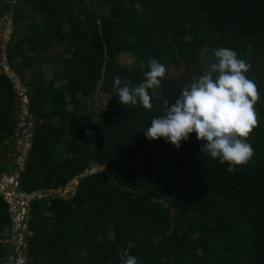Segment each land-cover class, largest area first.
<instances>
[{"label": "trees", "instance_id": "obj_1", "mask_svg": "<svg viewBox=\"0 0 264 264\" xmlns=\"http://www.w3.org/2000/svg\"><path fill=\"white\" fill-rule=\"evenodd\" d=\"M21 5L39 21L14 37ZM7 13L0 64L26 86L33 123L19 189L78 179L68 198L28 202L25 264H264V0H0V21ZM56 43L67 56L47 60L64 82L35 71L24 83L23 45L43 55ZM121 53L137 67L116 65ZM170 66L182 71L168 76ZM96 92L108 96L101 125L85 108ZM16 98L0 73L7 151ZM91 164L102 171L83 175ZM11 223L0 196V264L16 256Z\"/></svg>", "mask_w": 264, "mask_h": 264}, {"label": "rangeland", "instance_id": "obj_2", "mask_svg": "<svg viewBox=\"0 0 264 264\" xmlns=\"http://www.w3.org/2000/svg\"><path fill=\"white\" fill-rule=\"evenodd\" d=\"M14 8V7H13ZM12 8V10H13ZM17 11H19V19L24 20V23H22L21 26H19L18 31L14 35V37H19L24 35H30L27 31V26L31 22H38L39 19L29 8L27 5H21L18 7ZM96 11L100 15H105L106 14V7L103 5H98L96 7ZM0 40L3 42V45L6 46V43L9 41L12 33V21H11V13H7L0 21ZM67 30V28H65ZM33 37V36H29ZM27 45H23V51H25V58L23 59L24 62L30 64L32 67L31 69L25 70V77H23V82L28 83L31 81V78L35 71H39L41 75L43 76L42 80L43 83L48 85L52 83L55 87H58L60 83L64 82V79L61 78L58 81H54V73H58L61 68L58 66L53 65L51 61H48L47 59L50 56H53L59 52H62L63 54L68 53V47H60L59 44H54L51 49H49L47 52H45L43 55H38L35 52L30 53L29 50H27ZM115 64L123 67V68H136L138 65V60L136 57L128 54V53H121L119 54L115 60ZM199 67L200 70L203 74H208L210 73V68H209V62L207 60V57L205 55L204 50L199 56ZM8 65L6 64V61L3 60L2 63L0 64V73L5 72L7 73L12 79L14 78L13 72L8 71ZM182 71V67L179 66L178 68H174L170 66L168 68V76L170 75H178L179 72ZM11 79V78H10ZM11 79V82H12ZM40 79V78H39ZM260 85V82H258ZM160 88V82H156L154 84L153 90L150 92L152 96H155L157 94L158 89ZM15 91L17 92V88H14ZM19 97V96H18ZM80 101L82 102L83 100L81 97L78 95ZM108 96L99 92H96L93 97L92 101L90 104L86 105V111L90 114L92 122L101 125L102 124V115L103 111L106 109V103H107ZM25 100H22V98H16V101L14 103L15 107V117L17 118L18 125H17V131L15 134V137L13 138V142L5 141L4 143L7 145H10V150L7 151L6 148L2 147L3 144H0V167L2 171H5L6 173L9 174H14L19 172L20 167H24V163L27 160L26 157V152L27 148L30 147V132L31 128L33 126V123L28 120V114H27V104L24 102ZM73 106L69 104L67 106L68 110H71ZM84 108V109H85ZM46 112L49 111V107L45 106ZM87 136L90 137V133L87 132ZM67 144V141L65 142ZM86 154L91 153L92 147H88L84 149ZM96 170L102 171V168H96L95 165L91 164L89 169H87L84 172V175L94 173ZM1 179V175H0ZM78 179L72 180L70 183L66 185V187L55 190L53 192H46V198L50 197H55L59 196L62 198H68L73 195L76 185H77ZM28 214V212H27ZM10 243V242H9ZM10 249H12L13 245H9ZM16 249V247H15ZM20 253H16V256H10L9 257V264H19L18 263V257L20 256ZM120 258L117 257V261H119Z\"/></svg>", "mask_w": 264, "mask_h": 264}, {"label": "built area", "instance_id": "obj_3", "mask_svg": "<svg viewBox=\"0 0 264 264\" xmlns=\"http://www.w3.org/2000/svg\"><path fill=\"white\" fill-rule=\"evenodd\" d=\"M9 71V70H8ZM10 72V71H9ZM14 75L12 79L14 88H17V93L22 100H25L27 104L26 88L20 82V80ZM0 196L8 203L9 212L12 217L11 234L9 233L8 239L4 241L5 244H12L16 247V253H20V250L25 247L24 235L28 233L27 226L25 224L26 215L28 212L27 194L21 193L19 189V172L9 174L6 172H0ZM10 242V243H9ZM19 264H25V258L20 255L18 257Z\"/></svg>", "mask_w": 264, "mask_h": 264}, {"label": "water", "instance_id": "obj_4", "mask_svg": "<svg viewBox=\"0 0 264 264\" xmlns=\"http://www.w3.org/2000/svg\"><path fill=\"white\" fill-rule=\"evenodd\" d=\"M2 49L4 50L5 49V46L3 45ZM25 88V87H24ZM26 96H27V93L25 92ZM28 150V148H27ZM27 153V152H26ZM23 166H21L22 168ZM1 172V171H0ZM70 183V182H69ZM78 183V182H77ZM54 190H50L49 192H53ZM45 198L46 197V194L43 190H38L36 193H31V194H27V201L30 202L31 200H33L34 198Z\"/></svg>", "mask_w": 264, "mask_h": 264}, {"label": "clouds", "instance_id": "obj_5", "mask_svg": "<svg viewBox=\"0 0 264 264\" xmlns=\"http://www.w3.org/2000/svg\"><path fill=\"white\" fill-rule=\"evenodd\" d=\"M6 64H7V63H6ZM7 69H8V68H7ZM8 70H9V69H8ZM9 71H10V70H9ZM10 72H11V71H10ZM4 73H5V72H4ZM5 74H7V73H5ZM7 75H8V74H7ZM8 77H9V76H8ZM9 78H10V77H9ZM25 88H26V86H25ZM26 97H27V96H26ZM27 102H28V101H27ZM26 110H27V109H26ZM30 133H31V132H30ZM29 135H30V134H29ZM30 136H31V135H30ZM30 146H31V144H30ZM29 148H30V147H29ZM29 148H28V150H29ZM28 150H27V152H28ZM26 157H27V153H26ZM1 172H5V171H2V170H1ZM83 175H84V174H83ZM76 180H77V179H76ZM71 181H72V180H71ZM71 181H70V182H71ZM49 191H50V190H49ZM49 191H48V192H49ZM54 191H55V190H54ZM44 192H45V191H44ZM45 194H46V192H45ZM36 198H37V197H36ZM45 198H46V197H45Z\"/></svg>", "mask_w": 264, "mask_h": 264}, {"label": "crops", "instance_id": "obj_6", "mask_svg": "<svg viewBox=\"0 0 264 264\" xmlns=\"http://www.w3.org/2000/svg\"><path fill=\"white\" fill-rule=\"evenodd\" d=\"M21 169H23V167H22V168L20 167V170H21ZM0 171H1V170H0Z\"/></svg>", "mask_w": 264, "mask_h": 264}]
</instances>
